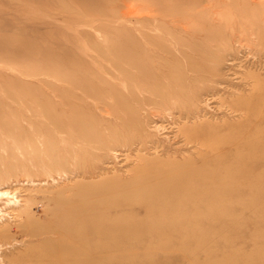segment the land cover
<instances>
[{"label": "rangeland", "instance_id": "rangeland-1", "mask_svg": "<svg viewBox=\"0 0 264 264\" xmlns=\"http://www.w3.org/2000/svg\"><path fill=\"white\" fill-rule=\"evenodd\" d=\"M38 263L264 264V0H0V264Z\"/></svg>", "mask_w": 264, "mask_h": 264}, {"label": "bare ground", "instance_id": "bare-ground-1", "mask_svg": "<svg viewBox=\"0 0 264 264\" xmlns=\"http://www.w3.org/2000/svg\"><path fill=\"white\" fill-rule=\"evenodd\" d=\"M76 223L74 222V221H70V222H66V225H67V227H69V228H72L74 225H75ZM76 235V234H75ZM77 236V235H76ZM74 237V236H72L69 240H68V244H70V245H72V246H79L80 245V238H78V237ZM60 240V239H59ZM39 261L40 260H42V257H40L39 259H38ZM36 262H38V261H36ZM39 264V263H38ZM45 264V263H44ZM46 264H48V263H46Z\"/></svg>", "mask_w": 264, "mask_h": 264}]
</instances>
